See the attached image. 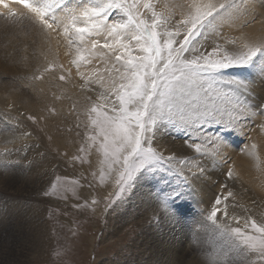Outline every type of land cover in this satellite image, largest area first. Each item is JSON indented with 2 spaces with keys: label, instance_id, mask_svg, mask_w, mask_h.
<instances>
[{
  "label": "snow or ice",
  "instance_id": "6c2138e0",
  "mask_svg": "<svg viewBox=\"0 0 264 264\" xmlns=\"http://www.w3.org/2000/svg\"><path fill=\"white\" fill-rule=\"evenodd\" d=\"M159 3L0 0V16L26 19L47 43L55 34L67 48L70 67L45 57L47 62L36 70L34 79L52 74L59 81H67L75 67L81 87L95 93V99L87 97L90 104L85 110V144L79 148L84 156L72 159L86 163V156L95 149L98 169L92 176L100 184L111 180L117 198L131 191L140 178L167 183L164 174L182 175L177 165L187 158L165 155L156 146L161 127L172 125L183 130L189 137L185 144L196 153L221 155L228 137L240 132L241 121L252 114L241 98L248 89L247 77L229 70L264 73V41L250 42L223 32L243 15L246 0H183L179 4L165 0L158 9ZM95 61L103 68L93 66ZM4 119L7 127L0 133L19 128L15 118ZM28 119L35 122V117ZM258 127L264 131V123ZM14 139L6 140L0 152V168L5 171L20 163L9 160L12 149L7 144ZM256 150L257 145L252 144L249 154L259 161ZM227 176L231 179L233 172L229 170ZM60 180L59 176L55 178ZM57 182H51L44 195L55 194ZM79 183L74 180L66 184L61 198L68 200L71 195L79 199ZM224 188L227 190V185ZM182 198L179 189L165 192L162 199L158 197L165 217L178 218L177 200ZM230 198L235 199L230 190L216 197L204 217L202 226L216 240L206 254L207 264H264V214L256 218L230 213ZM113 202L109 200L106 207ZM97 203L93 198L90 204L85 201L73 207H92L95 211Z\"/></svg>",
  "mask_w": 264,
  "mask_h": 264
},
{
  "label": "bare ground",
  "instance_id": "6f19581e",
  "mask_svg": "<svg viewBox=\"0 0 264 264\" xmlns=\"http://www.w3.org/2000/svg\"><path fill=\"white\" fill-rule=\"evenodd\" d=\"M67 2L73 4L75 0H67ZM160 2L162 5L165 0ZM167 2L179 4L183 0H167ZM1 19H3V22H1ZM11 21L13 26L23 29L17 30L15 28L11 30L8 27L6 28V23ZM223 32L225 36L239 37L241 40L250 42L264 41V0H246V9L243 15L230 27L225 26ZM0 39H2L0 41V129L7 127L4 117L15 118V122L19 124V128L15 132L0 133V152H3L5 148V141L15 137L13 143L7 144V148L12 149V155L9 160L20 161L18 165L13 164L7 171L0 168V236L6 232L4 235L6 238L0 242L1 263V260H3L2 256L9 250L18 248L23 250L25 247L26 241L21 239L22 233L17 234L23 227V225L21 226L22 223L20 224V219L26 215L24 213L28 210L25 209L28 200L22 197L21 193L30 197V194H32L30 191L31 186H33L31 185L32 182L35 179L38 182L40 177H44L47 174L45 173V165L47 160L53 157L51 156L52 154L50 155L51 146L46 145L47 140L49 141L48 135H53L51 138L55 142L58 139V136H54L55 129L51 128L52 126L50 127V125L48 127L46 125L48 120L45 117L48 112L44 110L46 104L43 101L46 100L45 94L49 91L48 86L41 83L40 85L31 86H28V84L32 80L36 82L33 76L36 70L42 68L45 64L43 61L47 62L45 57H47V60L54 59L59 64L56 57V54H58L60 62L64 66L68 65L70 57L65 54L67 53V48L60 37L54 34L51 38V43H47L43 35L28 20L23 18L12 19L0 16ZM247 74L249 75L247 79L248 96L242 95L241 98L251 107L252 114H249L246 119L241 121L242 128L240 132L232 133L228 137V146L222 149L221 155L212 156L196 153L185 144V140L189 139V137H185V132L172 125L161 127L157 135L156 145L162 151L167 153L175 151L179 155L177 156L178 158H181L182 154H184V158H187L183 164L177 165L178 170L182 169V175L175 173L172 182L170 181L171 183L169 184L170 188L184 189L183 193L187 198L185 200L183 197L186 201V203L184 201L183 203L187 205H183L178 216L179 219L176 220L174 226L166 227L167 231H169V236H160L164 232L165 225H161L160 232L152 231L150 227L141 232V238L148 242L151 247L155 248L156 245H161L162 249L167 252V256L164 259L157 261L159 263L179 264L182 255L192 250L195 246L202 245V243L198 242L194 244L191 242L192 238L187 237L189 233L187 222L191 223V228L197 229L198 223L200 225L201 217L207 215L215 198L226 195L225 192L227 190L232 191L235 197L234 200L231 198L229 200L230 213L234 211L237 214L236 209H233L232 205H236L238 200L241 205H251V203L254 204L253 200L256 199L257 202L254 206H259L260 209L264 208V131H261L258 127L259 124L264 123V73L256 70ZM73 82L77 84V82ZM41 91L42 93L40 94ZM55 93L53 95H56ZM52 101L54 102V100ZM25 110L27 111L24 112ZM29 113L35 114L38 118V124L41 123L35 129L29 127L28 122L32 121L28 119L31 116ZM41 125L44 126V133L39 136L36 131L40 127L42 128ZM25 131L31 133V135L27 137L21 136V132ZM32 139L41 144L37 147L36 152H31ZM39 139L42 140L40 141ZM38 142L37 144H39ZM58 143L55 145L57 146ZM252 144L257 145L256 151L260 156L259 161L249 154ZM46 148L49 150H45ZM17 149L23 150L17 152ZM47 155H49V159H47ZM29 161L32 162L31 165H29ZM229 170L233 172L231 179L227 176ZM143 181L147 184V181L150 180L140 178L138 184L142 185ZM224 185H227V190ZM148 186L152 190L151 197L150 195L141 194L136 199V209L131 208L132 212L136 214V219L130 215L129 221L136 220L135 222H138L143 218L138 226L142 225L146 220L149 212L153 214L152 207L154 205L152 200L154 198L157 202V207H160L157 194L161 193V189H157L156 186L153 188L152 182ZM248 187H250L251 191ZM39 202L41 201L39 200ZM248 205L247 207H249ZM156 212H158L157 208ZM161 214L163 215V213ZM34 216L29 217L34 218ZM38 230L41 229L39 228ZM18 239L21 240L17 242ZM185 258L183 257L181 261L185 260ZM205 259L200 258L199 263L196 264H204ZM149 260L150 257H147L145 264H148ZM195 261L197 262L195 259L193 263Z\"/></svg>",
  "mask_w": 264,
  "mask_h": 264
},
{
  "label": "rangeland",
  "instance_id": "374dc122",
  "mask_svg": "<svg viewBox=\"0 0 264 264\" xmlns=\"http://www.w3.org/2000/svg\"><path fill=\"white\" fill-rule=\"evenodd\" d=\"M160 3L157 5L158 9L162 6ZM2 20L3 19H1V22H3ZM9 24L11 25L8 26ZM7 27L11 30L15 28L17 30L23 29L17 28L18 26H13L12 21L6 23V28ZM1 40L2 39H0V41ZM56 57L59 64H61L58 54H56ZM43 63L46 62L43 61ZM97 64L103 68V64H100L98 61H95L93 66ZM64 67L68 68L70 65L68 64ZM83 70L84 69H82V71ZM71 71L72 75L67 81H59L52 74H44L42 80H36V82L32 80L28 84V86H31L35 84L40 85L41 83L48 86L49 91L46 92V100L43 101V103L46 104L44 110L48 112L45 117L46 120H48L46 121V125L47 127L50 125V127L52 126L51 128L55 129L54 136H58V139H56L55 142L51 138L53 135H48L49 141L47 140L46 145L51 146L50 155L52 154L51 156L53 157L49 159V155H47V159H49L45 165V173L47 174L44 177H40L38 182L37 179L32 182L31 185L33 186L30 188L32 194H30V197L21 193V196L28 200L25 206V209L28 210L24 213L26 215L22 216L20 219V224L22 223L21 226L23 225V227L17 234L20 232L22 233L21 239L26 241L25 247L23 250L21 248L9 250L2 256L3 260H1L2 262L0 264H145L147 257H150L148 264H162L157 261L164 259L167 256V252L162 249L161 245H156L155 248L151 247L148 242L141 238V232H144V229L147 227L152 228V231L156 230L160 232L161 225H165L164 232H162L160 236H169V231H167L166 227H173L179 217L176 219H168L164 214L162 215L161 206L159 208L157 207L155 198L152 200V204L154 205V207H152L153 214L149 212L142 225L138 226L143 218L135 222L136 220L129 221V216L132 215V217L136 219V214L132 212V209H136L137 205H135V202L141 194L150 195L151 197L152 190L148 186L149 183L152 182L153 188L156 186L157 189L164 190L161 191L160 194H157L156 190L157 196L161 198H163L165 192H171L173 189H176V187L170 188L169 185L175 173L171 175L164 174L167 183L147 178V180L151 182L147 181L146 184V182L144 183L143 181L144 185H140L138 184V179L135 187L132 188L131 191L126 190L121 198H117L114 195L117 189L111 180H108L105 184H100L98 178H93L92 176V172L98 169V156L95 149L91 151V154L86 156L88 162L81 163L79 160H73L72 158L74 156H84V154L79 152V148L82 144H85L87 124L85 110L90 104L87 97L91 96L95 99V93L89 92L81 87L82 81L79 76L76 75L75 67H72ZM229 71L233 73H242L247 79L249 78V75L244 69H231ZM58 74L59 70L57 71V75ZM73 81L77 82V84ZM41 93L42 91L40 94ZM53 93L56 95H53ZM243 95L248 96V92H244ZM52 100H54V102ZM54 103L55 105L53 106ZM26 111L27 110L24 112ZM32 114L33 113L30 114L32 117H36L35 114H33L35 116ZM28 124L29 127L35 129V127L37 125L40 126L41 123L38 124V118L36 117L35 122L32 120L29 121ZM77 125H79V127H77ZM47 127L45 126L46 129ZM42 128L40 127L36 131L39 136L44 133V126H42ZM185 137H188L186 133ZM39 140L41 141L42 139ZM37 142L38 141H34V139L31 140V152H36L37 147L41 145L39 142V144H37ZM56 143H58L57 146L55 145ZM156 146L158 147V145ZM45 150L48 151L49 149L46 148ZM67 150L69 151L67 152ZM164 153L165 155L174 153L176 156H179L175 151H172V153ZM40 157L42 156L40 155ZM181 158H184V154L181 155ZM159 175L161 174H157V176ZM57 176L61 177V180L58 182L55 181ZM74 180L80 182L79 185L76 186L79 199L71 198V195L68 200L62 199L64 186L66 184H71ZM51 182H57L58 189L55 194L46 196L44 192L50 188ZM248 189L251 191L250 187H248ZM180 191L183 193L184 189ZM5 193L8 195L7 192ZM110 194L113 195L110 196ZM184 195L183 193V197L187 200ZM93 198L98 201L94 206L95 211L92 210V207H73L75 204L84 205L85 201H88L90 204ZM184 198L180 201L177 200V206L180 210L183 205H187L183 203V201L186 203ZM36 199H38V201L35 202ZM39 200L41 202H39ZM109 200L114 202L106 207V205L109 204ZM256 202L257 200L254 199V204H247L249 207L252 206L250 209L247 205H241L238 200L236 204L238 207L235 208L237 215H252L259 218L261 214H264V208L262 207L260 209L259 206L255 207L254 205ZM27 206L28 208H26ZM156 208L158 212H156ZM245 209H247V212H245ZM32 215H35L34 218H30L33 217ZM205 216L206 215L201 217L200 225L198 223L197 229L191 228V223L187 222V230L189 231L187 237L192 238L191 242L202 243V245L195 246L192 250L182 255V258H186L183 261H181V258L179 264L199 263L198 261L200 258H206V254L212 251L213 244L216 243V240L202 226ZM38 227L41 230H38ZM5 233L1 234L0 242L6 238L4 236ZM191 233H196V235L191 236ZM21 239H18L17 242ZM57 253H59V255H57ZM195 259L197 262L195 261L193 263ZM205 263H207L206 259L204 260V264Z\"/></svg>",
  "mask_w": 264,
  "mask_h": 264
}]
</instances>
